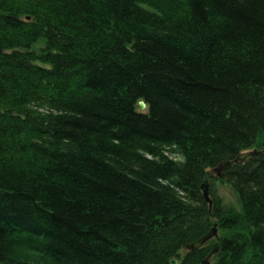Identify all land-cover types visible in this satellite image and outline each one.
Masks as SVG:
<instances>
[{"label":"trees","instance_id":"trees-1","mask_svg":"<svg viewBox=\"0 0 264 264\" xmlns=\"http://www.w3.org/2000/svg\"><path fill=\"white\" fill-rule=\"evenodd\" d=\"M214 244L264 264V0H0V264Z\"/></svg>","mask_w":264,"mask_h":264},{"label":"water","instance_id":"water-1","mask_svg":"<svg viewBox=\"0 0 264 264\" xmlns=\"http://www.w3.org/2000/svg\"><path fill=\"white\" fill-rule=\"evenodd\" d=\"M139 109L140 111H144L145 109V104L143 102H139ZM258 154H260L257 151H253V152H249V153H244L241 156H239L236 160H234L232 163L230 162H221L217 165V167L213 170L214 176L216 178H221L222 176V172L229 169L231 167V164H237V163H245L247 160H251L252 158H254L255 156H257ZM201 190H202V194L204 197L205 202L209 205V207L211 206L210 200H209V187L207 186V184H203L201 186ZM217 238V232L215 227L204 237H202L201 239H199L198 241L194 242V243H190L187 244L183 247V249L185 251L188 252H192L195 250L200 249L204 244H206L208 241ZM218 252V244H215L211 250V252L209 253V255L207 256V258L202 262V264H209V260L210 258L215 255ZM171 264H177V262L175 260L171 261Z\"/></svg>","mask_w":264,"mask_h":264},{"label":"rangeland","instance_id":"rangeland-1","mask_svg":"<svg viewBox=\"0 0 264 264\" xmlns=\"http://www.w3.org/2000/svg\"><path fill=\"white\" fill-rule=\"evenodd\" d=\"M215 188L217 190L218 196L223 198L226 203L232 201V195L230 194V191L227 186L217 184Z\"/></svg>","mask_w":264,"mask_h":264},{"label":"bare ground","instance_id":"bare-ground-1","mask_svg":"<svg viewBox=\"0 0 264 264\" xmlns=\"http://www.w3.org/2000/svg\"><path fill=\"white\" fill-rule=\"evenodd\" d=\"M139 104V103H138ZM138 108H139V105H138ZM140 110V109H139ZM141 112H143V111H141ZM242 154H240L239 156H241ZM239 156H237L234 160H236Z\"/></svg>","mask_w":264,"mask_h":264}]
</instances>
